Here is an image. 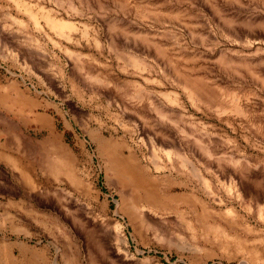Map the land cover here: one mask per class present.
<instances>
[{
    "label": "rangeland",
    "instance_id": "obj_1",
    "mask_svg": "<svg viewBox=\"0 0 264 264\" xmlns=\"http://www.w3.org/2000/svg\"><path fill=\"white\" fill-rule=\"evenodd\" d=\"M0 153V264H264V0H0Z\"/></svg>",
    "mask_w": 264,
    "mask_h": 264
},
{
    "label": "bare ground",
    "instance_id": "obj_2",
    "mask_svg": "<svg viewBox=\"0 0 264 264\" xmlns=\"http://www.w3.org/2000/svg\"><path fill=\"white\" fill-rule=\"evenodd\" d=\"M3 154V153H0V155ZM5 156H7V158H11L10 155H6L4 154ZM116 173L121 176V177H125V172L132 170L135 174H138L137 176L141 175L140 174V170L134 166L133 164L132 165H128L126 160H124L123 158H120V161L117 163L116 162ZM138 171H137V170ZM142 173V172H141ZM135 175V177H137ZM143 180L142 178H139V183H141L140 181ZM143 182V181H142ZM170 197L172 196H167V199H170ZM155 199V198H154ZM149 203V202H148ZM152 204V202H150ZM115 226L117 227V231L118 233L121 235V236H124V233H123V229H122V226L119 224V223H116Z\"/></svg>",
    "mask_w": 264,
    "mask_h": 264
}]
</instances>
